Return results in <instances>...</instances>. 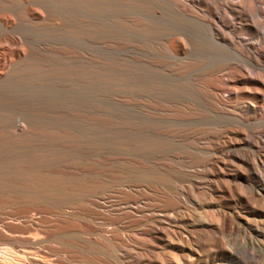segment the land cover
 <instances>
[{
    "label": "bare ground",
    "instance_id": "bare-ground-1",
    "mask_svg": "<svg viewBox=\"0 0 264 264\" xmlns=\"http://www.w3.org/2000/svg\"><path fill=\"white\" fill-rule=\"evenodd\" d=\"M122 6L125 37L114 43L97 37L104 28L98 27L96 0H70L67 5L62 0H0V160L21 161L13 168L21 171L16 179L22 182L3 188L8 200L0 205L14 208L9 219L16 226L0 221V251L13 246L15 264L60 262L44 257L42 240L32 233L41 232L37 228L50 213L57 218L50 221L49 237L89 254L111 251L102 243L99 228L69 223L75 215L65 211L72 209L67 198L97 200L104 190L122 193L125 187L121 177H109L104 170L105 179L98 180V173L90 170L100 165L98 128L125 137L119 150L123 159L100 160H123L138 182L184 186L191 177L205 175L208 180L198 185H218L219 176L232 168V185H264V0H124ZM118 64L123 96L107 98L120 108L121 118L97 106L102 74L96 69L109 70L102 76L106 85ZM73 156L83 168H75L78 162L69 160ZM22 158L37 162L43 175L39 179L49 183L35 182V171ZM50 163L73 170L72 181L90 176L97 181L89 178L73 185L80 186L78 190L67 189L62 175L45 168ZM173 191L154 201L167 205L165 210L175 209L180 194ZM131 208L124 213L138 212ZM165 218L172 216L159 219ZM156 234L164 238L168 233L156 228ZM193 241L192 254L210 264H225L217 257L220 253L243 252L235 239L209 249L204 231ZM115 249L123 250L117 245Z\"/></svg>",
    "mask_w": 264,
    "mask_h": 264
},
{
    "label": "rangeland",
    "instance_id": "rangeland-1",
    "mask_svg": "<svg viewBox=\"0 0 264 264\" xmlns=\"http://www.w3.org/2000/svg\"><path fill=\"white\" fill-rule=\"evenodd\" d=\"M123 1L124 0H96L97 19L100 23L98 27L104 28V32L97 35L98 39L107 38L109 41H112L114 43H120L123 41L125 37L123 17L124 11L126 10L122 6ZM62 2L67 5L70 0H62ZM118 63L120 64L119 60ZM119 64L118 69L112 72L113 77H111L110 83L108 81L106 85H104L105 82L102 76L108 75L109 70L103 67H98L96 69L97 75L102 74L97 79V106L103 109L107 114L109 112L112 114L114 113L116 116L121 118L123 117V114L120 108L115 106L107 98L113 94L114 98L121 99V96H123L124 81L122 77V70H120L121 66ZM104 95L105 98L103 97ZM186 125L187 124L184 123L182 126ZM102 129L103 128L97 129L95 142V145L100 148V150L96 152L99 157L98 161L100 162V165L94 164L91 166L90 170L98 173V176L96 177L98 180L105 179V174L102 173L104 170L108 171L109 177H121L123 178L122 183L125 187L122 188V193H117V189H113L112 191L104 190L105 192L99 191L98 193L102 192L103 194L98 195L102 198L97 200H93L89 197L81 199L67 198L72 203L70 205L72 209H66L65 211L73 212V214L75 215L71 219L67 220L69 223L77 225H88L94 228H99V231H101L99 232V234L103 236V239L101 240L102 243L108 245L111 251L109 253L98 251L89 254L87 252H82L77 247L68 245L62 239L49 237L47 234L50 230L49 226L52 225L50 221L57 218L54 213H50L44 215L45 222L41 223V226L37 228L40 229L41 232H32L33 235L42 240L41 245L44 248V257H50L51 259H60V262L58 264H159L160 261L161 263L165 262L166 264H210L205 261V257H201L197 255V253L196 255L192 254L193 251L196 250L193 238L199 231H204L211 241V248L209 249L219 247L220 245L222 246L221 243H224L225 241H227V239H235V244L238 251H243L241 253L239 252L236 255L231 254V256L226 254L223 255L221 253L218 254V259L223 258L225 260V264H264V185L248 186L243 182L242 186H236L235 184L232 185V177L234 175L232 168H227L222 176H219V178H221L220 181L222 180V183L218 185H209L206 183L198 185L197 182L208 180V177L205 175H195L194 178L191 177L189 179L191 183H187V186H162L156 185L151 181H148L147 183L143 180H141V182H138L140 180L134 179L135 175H133V173H131L128 169H125V162L123 160L108 162V164L100 160V158L123 159L125 157V155L122 154V151H119L122 150V142H124L125 140V137H122L123 134H121V132H119V134L118 132L108 133V131ZM110 134H112L113 136ZM118 144H120V147L118 146ZM107 147L109 151H107ZM178 152L179 151H177L176 153ZM262 156H264V154ZM21 160L23 162L31 164L32 169L30 171H35V173H32L35 182L49 183L47 181H43L44 179H39L38 176L43 175H41L42 173H40L38 170L39 167L37 165V162L24 158H22ZM69 160L72 162H81L74 156ZM15 162L16 160L10 159L0 160V201L8 200L5 195V191L3 190L5 186L10 187L22 184L19 179H16V176L20 175L21 171L13 168V166L19 165L21 161L17 162L16 164ZM79 162L75 163L77 166H75V168L79 169L84 167V165ZM45 168L62 175L64 177L62 182L65 185H68L64 187L70 190H78V188L80 187L73 186L74 184H85L89 180V178L95 180L92 176H90L89 178H80V180L72 181L71 179H73V177L70 175V173H73V170L59 167L55 168L52 163H50ZM261 168L264 169V166H261ZM99 173L101 175H99ZM261 174L262 175L260 176V179H263L264 181V172ZM250 180L252 182L253 179ZM254 180L253 182H256V180ZM128 181H130L132 184L129 182V184L127 185ZM112 183H110V186L112 185ZM172 188L174 189L173 192H178L180 196L178 197V200L175 201L177 204L176 206H174L175 209H171L170 207L168 208V210H165V207H167V205H165L163 202H155L154 199L160 198V194H162L163 192H167V190H173ZM65 192L67 193V191ZM256 192L259 194H257ZM137 193H139V195ZM127 197L135 198H133L134 200L132 199L131 201H129L127 200ZM183 199H185L186 201L184 202ZM73 200L76 201V203ZM43 206L49 209V206L45 204H43ZM127 207H132L138 212L125 214L124 210ZM13 209L14 208H4L0 205V221H2V223L4 222L5 224L16 226V221L9 219L11 218L9 214L14 212ZM125 211L128 212V209H126ZM213 211L216 213H214ZM168 214H171L172 218L170 220L169 218H165V220H162L161 222L159 218L165 215L168 216ZM175 214L177 215V217L175 216ZM187 215L189 216L188 219ZM156 217H158L157 220ZM81 218L84 220H82ZM105 226L108 227L105 228ZM150 226L152 227L153 232L150 231ZM234 227H236L237 229L235 228L234 230ZM116 228L117 230H115ZM156 228H164L168 234L164 238L159 237L156 234ZM169 228L172 229V231ZM125 229L127 230V232ZM125 238L127 240H125ZM175 239L177 241H175ZM116 245L123 250L115 249ZM4 247V249H7L5 251H2L1 249L0 263L2 262L4 264H15L14 252L16 251V249L9 244ZM225 247L226 249L228 248L227 245H225ZM246 247H249V249ZM257 247L259 249H257ZM8 248L11 251H9ZM247 251H249L248 253L250 255H246ZM9 252H11L13 256L11 255V253L9 254ZM5 254L9 257H7ZM10 255L12 256V259ZM190 256L194 257L195 259L189 263V261L187 260L190 258ZM246 256L248 257L247 260L245 258ZM136 257H138L137 260ZM249 257L251 258L249 259ZM252 258L254 259L253 262ZM155 259H159L160 261H157ZM239 260L244 261L242 262Z\"/></svg>",
    "mask_w": 264,
    "mask_h": 264
}]
</instances>
